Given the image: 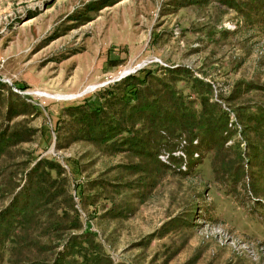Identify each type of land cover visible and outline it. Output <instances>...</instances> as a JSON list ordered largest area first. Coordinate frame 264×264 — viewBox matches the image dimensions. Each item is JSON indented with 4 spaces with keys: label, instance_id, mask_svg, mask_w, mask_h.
<instances>
[{
    "label": "rangeland",
    "instance_id": "374dc122",
    "mask_svg": "<svg viewBox=\"0 0 264 264\" xmlns=\"http://www.w3.org/2000/svg\"><path fill=\"white\" fill-rule=\"evenodd\" d=\"M239 1L0 0V134L22 135L0 158V219L36 162L63 168L1 227L0 264H264V0ZM134 74L170 121L131 117Z\"/></svg>",
    "mask_w": 264,
    "mask_h": 264
},
{
    "label": "trees",
    "instance_id": "16d2710c",
    "mask_svg": "<svg viewBox=\"0 0 264 264\" xmlns=\"http://www.w3.org/2000/svg\"><path fill=\"white\" fill-rule=\"evenodd\" d=\"M218 1L234 10L235 9L240 10V6H243V4L239 0H218ZM262 7L264 10V1L262 3ZM178 70H179L178 72H186L185 69H178ZM143 71L145 70H141V72ZM171 71L177 72L176 70H172V69ZM146 81H147V77H139L137 74L129 75L123 80V83H125L127 86L133 87L132 89H130V92L132 93L131 95H133V99L130 95L129 100L127 101V104L129 105V109L133 112L131 113L132 114L131 117H133L136 114L139 115L137 120L140 123V125H142L143 127H146L147 121L149 120L151 121V119H155L158 117L160 120L159 122L170 121L171 118H168L165 115L162 116L163 112L161 110V107L158 106L159 102L148 100L145 94L146 91L144 87H142L145 85H141V86L136 85V83H145ZM196 81L202 82L200 79H196ZM118 84L119 83H114L103 89V93L107 94V96L105 97L106 103L112 109H114L117 103L116 102L117 96L114 94L113 90ZM171 92L173 95L176 96L177 91L174 92L173 90H171ZM132 100H135V102L132 103ZM121 101H124V99H121ZM174 104L175 105L178 104L177 110L181 111L180 114L184 116L185 110L187 108L186 107L187 103L186 102L185 103L175 102ZM78 109L79 107H73L68 110L76 111ZM219 111L222 112L221 113V117H222L223 111L221 110ZM72 114H77V113L72 112ZM12 118L13 117L11 116V119ZM113 119L114 117L112 118V120ZM52 121H53V128L51 127L50 121L47 118H44L43 120L42 127L44 131H47L49 133V136H52L51 135L52 129L53 131H57V132L59 130L58 120H55L54 122V119L52 118ZM83 121L86 122L87 126L89 127V130H91L92 128L100 125V114L92 113L91 116L84 117ZM203 124L204 123L202 122L200 123V125H203ZM107 127H109V129H107L104 132V135H102L103 140L105 142H109L110 140H112L113 134L115 132V128L117 127V125H114L113 122H111L110 124L107 125ZM27 131L30 134H33V132H35L36 129L29 127ZM130 131L131 130L129 129L128 132ZM17 135L22 136L19 133L9 134V135L0 134V158H2L7 153V151L13 147L10 142L12 141L13 137ZM130 136H134V135L130 134ZM26 138L24 139L21 138L20 141L27 140ZM133 140L134 139L127 141V143L133 145V148H139V146L143 143L142 140L138 142L133 141ZM62 170L63 168L61 167L60 163H57L55 160H48V159L42 158L38 162H36L35 165L28 172V175L30 178H37L38 176H41L43 179H41V181L38 182L36 186L32 184V179H31L30 187H27V189L25 187L20 188V190L14 196L10 208L5 212V215H3V218L0 219V229L5 223V221L8 222L9 220H12L14 222V219L17 216H24V217L32 216L35 212V208L33 207L34 203L33 201H30V198H33L34 200L35 197L39 199L41 196H43V194L46 193V190L48 189V187L52 184L53 172L55 171L57 173H61ZM8 242L9 240L7 239L4 245H5L6 250L9 253H11L12 249L8 245ZM76 248H79V247H76ZM81 249H84V247L82 246ZM75 254H79V255L81 254L82 257H85L82 251H75ZM61 259H62V256L58 255L57 258L54 260L53 264H60ZM84 264H92V261H89V262L86 261Z\"/></svg>",
    "mask_w": 264,
    "mask_h": 264
},
{
    "label": "built area",
    "instance_id": "2783aa9c",
    "mask_svg": "<svg viewBox=\"0 0 264 264\" xmlns=\"http://www.w3.org/2000/svg\"><path fill=\"white\" fill-rule=\"evenodd\" d=\"M196 143H197V141H195V144H196ZM176 153H177L178 155H181V154H182L183 156H186L182 150H178V151H176ZM195 155L198 156V153H196Z\"/></svg>",
    "mask_w": 264,
    "mask_h": 264
},
{
    "label": "water",
    "instance_id": "95a60500",
    "mask_svg": "<svg viewBox=\"0 0 264 264\" xmlns=\"http://www.w3.org/2000/svg\"><path fill=\"white\" fill-rule=\"evenodd\" d=\"M131 71H129V72H126V73H124V74H128V73H130Z\"/></svg>",
    "mask_w": 264,
    "mask_h": 264
}]
</instances>
